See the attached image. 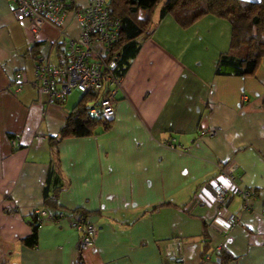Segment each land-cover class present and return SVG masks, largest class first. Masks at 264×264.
Segmentation results:
<instances>
[{
  "label": "crops",
  "instance_id": "1",
  "mask_svg": "<svg viewBox=\"0 0 264 264\" xmlns=\"http://www.w3.org/2000/svg\"><path fill=\"white\" fill-rule=\"evenodd\" d=\"M12 10L0 0V264H179L178 255L181 264H264V65L252 76L214 73L229 24L206 16L181 28L157 9L121 79L111 127L53 147L82 94L49 104L32 85L36 57L57 65L65 38L50 24L31 34ZM64 29L78 34L69 19ZM16 72L27 81L19 92ZM229 163L253 192L251 211L237 195L217 205L202 190ZM57 190L55 212L78 210L102 228L92 247L81 250L80 233L53 219L25 242L34 210L52 213L45 199ZM229 214L238 221L228 229Z\"/></svg>",
  "mask_w": 264,
  "mask_h": 264
},
{
  "label": "built area",
  "instance_id": "2",
  "mask_svg": "<svg viewBox=\"0 0 264 264\" xmlns=\"http://www.w3.org/2000/svg\"><path fill=\"white\" fill-rule=\"evenodd\" d=\"M10 1L14 19L26 23L31 34L37 35L43 25L50 24L60 28V34L65 38V48L58 55L57 65L36 57L32 85L46 96L49 104L62 103L72 91L93 94L98 97V101L90 105L89 114L94 117H112L122 78H117L112 72L117 56L111 50L119 38V23L109 16V0ZM66 19L77 25L76 37L65 34ZM12 81L17 92L27 83L21 72H16ZM214 134L212 130L208 132V136L212 137ZM34 139L41 141L44 137L37 135ZM172 143L168 142L166 145L175 148ZM12 145H16L14 140ZM218 170L219 175L205 182L202 190L211 192L212 200L217 205H223L232 195H237L243 200L244 210L251 211L253 192L239 186L237 166L229 163L220 165ZM15 211L13 208L9 213ZM33 218L39 225L46 219L67 221L72 230L80 233L81 250L92 247L97 235L102 232L101 227L88 223L83 216L73 212L51 214L46 209H36ZM237 221L234 214H229L225 224L229 229ZM175 261L183 263L182 256L178 255Z\"/></svg>",
  "mask_w": 264,
  "mask_h": 264
},
{
  "label": "trees",
  "instance_id": "3",
  "mask_svg": "<svg viewBox=\"0 0 264 264\" xmlns=\"http://www.w3.org/2000/svg\"><path fill=\"white\" fill-rule=\"evenodd\" d=\"M157 9L160 17L169 15L181 28L190 27L206 16L229 24V47L218 58L216 75L252 76L261 64L264 65V0H109V16L119 23V38L111 50L117 56L112 68L117 78L124 76L131 59L138 53L140 40L153 32L152 16ZM141 10L147 12L145 18L139 17ZM97 101L98 97L93 94H82L57 136L51 138V145L56 147L68 138L87 137L98 128L108 130L110 118L89 114L90 105ZM58 191L45 199L46 206L52 209L51 214L57 213ZM73 213L83 216L78 210ZM31 224L32 233L25 242L34 245L39 224L34 218Z\"/></svg>",
  "mask_w": 264,
  "mask_h": 264
},
{
  "label": "rangeland",
  "instance_id": "4",
  "mask_svg": "<svg viewBox=\"0 0 264 264\" xmlns=\"http://www.w3.org/2000/svg\"><path fill=\"white\" fill-rule=\"evenodd\" d=\"M91 103H93V102H91ZM91 103H90V104H91Z\"/></svg>",
  "mask_w": 264,
  "mask_h": 264
}]
</instances>
